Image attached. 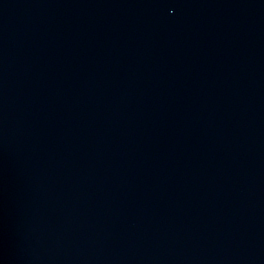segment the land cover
<instances>
[{
  "label": "water",
  "instance_id": "water-1",
  "mask_svg": "<svg viewBox=\"0 0 264 264\" xmlns=\"http://www.w3.org/2000/svg\"><path fill=\"white\" fill-rule=\"evenodd\" d=\"M0 264H264V0H0Z\"/></svg>",
  "mask_w": 264,
  "mask_h": 264
}]
</instances>
